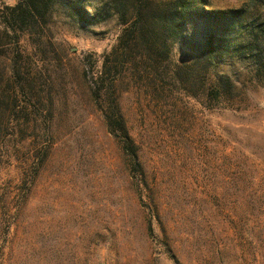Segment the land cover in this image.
I'll use <instances>...</instances> for the list:
<instances>
[{
    "label": "rangeland",
    "instance_id": "1",
    "mask_svg": "<svg viewBox=\"0 0 264 264\" xmlns=\"http://www.w3.org/2000/svg\"><path fill=\"white\" fill-rule=\"evenodd\" d=\"M178 1L0 0V133L16 129L5 119L17 115L16 68L36 79L52 118L50 136L22 143L26 186L20 161L0 165V214L20 211L6 264H251L253 249L218 230V195L248 191L239 178L264 180V0H192L182 37L157 31L169 38L156 81L127 66L117 89L140 166L90 87L127 27L159 24ZM223 82L225 98L206 97ZM44 145L33 179L25 158Z\"/></svg>",
    "mask_w": 264,
    "mask_h": 264
},
{
    "label": "trees",
    "instance_id": "2",
    "mask_svg": "<svg viewBox=\"0 0 264 264\" xmlns=\"http://www.w3.org/2000/svg\"><path fill=\"white\" fill-rule=\"evenodd\" d=\"M194 5L192 0H179L171 10L164 13L163 17H159L161 20L159 24L147 22L139 24V21H136L132 27H127L120 36L118 45L104 56L100 73L90 81V87L95 96V104L104 111L103 118L107 128L110 132L120 135L123 147L135 160L133 162L135 166H140L139 161H137L138 147L122 112L117 83L127 72V66L132 64L134 65V68H131L132 75L136 76L137 74L138 77L147 75L149 79L152 75L150 71H153L155 74H159L155 76L154 81H156V78L161 75L159 69L163 47L167 46L169 38L165 35L160 36L157 31H162L164 28L167 31L171 30L170 36L173 39L182 37L186 25L195 14L193 12ZM216 37L215 33L209 34L208 44L204 50V52L212 54L210 57H213L214 53L218 51ZM135 48L136 51H134ZM170 50L168 46V53ZM175 67L177 69L180 66L175 65ZM9 78L10 81L11 78L14 80L10 85L9 94H11L13 102L12 110L17 115H13V117L5 115V119L7 118V122L17 130L15 129L12 133H5L7 135L3 134V136L0 133V165L4 158L20 161L22 164L20 165V183L26 186L25 175L29 174L32 164L23 161L24 145L22 143L28 137L38 139L43 135L50 136L52 118L50 114L44 113L40 109L42 95L38 90L36 79L23 77L18 68L12 71ZM177 79L178 76L175 80ZM228 91L229 88L226 83H215L207 91L206 97L218 99L221 95L219 98H225V93L227 94ZM11 142L13 144H10ZM48 148V145L36 146V153L31 154L29 160L25 158L34 164L33 179L39 173L44 155L49 151ZM234 187L248 191L240 194L235 193L233 196L218 195V230L220 225L226 224L227 229L233 231L232 235L228 233L226 237L229 242H236L235 245L237 246H239L238 243L240 245L247 243L253 249L249 252L248 258L251 264H257L264 261V180L259 177H252L249 180L239 178L234 182ZM20 194L21 202L25 203L26 196ZM19 212L14 213L8 209L0 214V260H2V264L7 263L6 260L11 258L10 256L14 251V239L13 236L11 237L12 216L16 218ZM224 232H226L225 229L222 230V233ZM222 239L218 234V242L222 249H226L228 243H221Z\"/></svg>",
    "mask_w": 264,
    "mask_h": 264
}]
</instances>
